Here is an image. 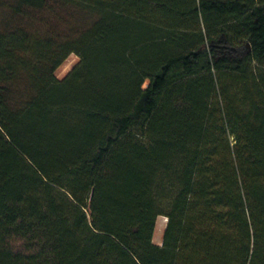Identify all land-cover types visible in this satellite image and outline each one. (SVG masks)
<instances>
[{
	"label": "trees",
	"instance_id": "16d2710c",
	"mask_svg": "<svg viewBox=\"0 0 264 264\" xmlns=\"http://www.w3.org/2000/svg\"><path fill=\"white\" fill-rule=\"evenodd\" d=\"M0 264H264V0H0Z\"/></svg>",
	"mask_w": 264,
	"mask_h": 264
},
{
	"label": "rangeland",
	"instance_id": "374dc122",
	"mask_svg": "<svg viewBox=\"0 0 264 264\" xmlns=\"http://www.w3.org/2000/svg\"><path fill=\"white\" fill-rule=\"evenodd\" d=\"M79 57L77 54H71L64 64L58 69V78L65 77L68 72L78 63ZM167 224V218L165 216H159L157 220V226L154 235V242L161 245L163 241L164 230Z\"/></svg>",
	"mask_w": 264,
	"mask_h": 264
},
{
	"label": "bare ground",
	"instance_id": "6f19581e",
	"mask_svg": "<svg viewBox=\"0 0 264 264\" xmlns=\"http://www.w3.org/2000/svg\"><path fill=\"white\" fill-rule=\"evenodd\" d=\"M163 217V216H162Z\"/></svg>",
	"mask_w": 264,
	"mask_h": 264
}]
</instances>
